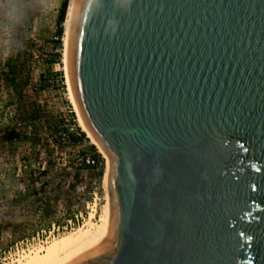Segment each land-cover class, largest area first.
Wrapping results in <instances>:
<instances>
[{
    "label": "water",
    "instance_id": "obj_1",
    "mask_svg": "<svg viewBox=\"0 0 264 264\" xmlns=\"http://www.w3.org/2000/svg\"><path fill=\"white\" fill-rule=\"evenodd\" d=\"M68 70L113 228L64 264H264V0H78Z\"/></svg>",
    "mask_w": 264,
    "mask_h": 264
},
{
    "label": "rangeland",
    "instance_id": "obj_2",
    "mask_svg": "<svg viewBox=\"0 0 264 264\" xmlns=\"http://www.w3.org/2000/svg\"><path fill=\"white\" fill-rule=\"evenodd\" d=\"M61 2L28 0L21 13L14 2L0 0V264H14L37 247L50 222L55 226L71 221L58 237L83 224L90 211L83 203L71 206L72 192L66 186L76 151L94 152L87 148L91 144L68 100L64 21L59 43L55 34ZM8 131L16 136L6 139ZM101 159L75 172L88 192L95 191L93 221L104 201L101 176L106 160Z\"/></svg>",
    "mask_w": 264,
    "mask_h": 264
},
{
    "label": "bare ground",
    "instance_id": "obj_3",
    "mask_svg": "<svg viewBox=\"0 0 264 264\" xmlns=\"http://www.w3.org/2000/svg\"><path fill=\"white\" fill-rule=\"evenodd\" d=\"M77 1L78 0H68L67 2L65 20L63 22V70L66 78L65 83L67 86L68 100L76 116V120L90 144L93 145L98 153L106 160V164L101 176V188L104 201L101 205L100 211L98 212L96 220H92L94 212V205H92L83 224L69 230L61 236L52 238L46 243V245L33 249L16 258L14 264H64L91 246L105 239L111 233L113 228V200L110 181V158L82 124L76 113L71 94L68 70L69 44L72 21Z\"/></svg>",
    "mask_w": 264,
    "mask_h": 264
},
{
    "label": "built area",
    "instance_id": "obj_4",
    "mask_svg": "<svg viewBox=\"0 0 264 264\" xmlns=\"http://www.w3.org/2000/svg\"><path fill=\"white\" fill-rule=\"evenodd\" d=\"M69 131L70 130H74L73 127H69L68 128ZM76 135H78V133H75ZM68 142V141H67ZM96 159H94V157L92 156L91 153H79L78 151H76V154L74 155L73 158V167L71 171H69L67 173V184L66 186H69L70 191L72 192V198L74 201V204H72L71 206L74 207L76 205H79L81 203L84 204L85 209L89 207V209L91 208L92 205L95 206V202H94V198H95V191H91L88 192L86 189V185L80 181L76 180V176H75V172L76 171H80L81 169L84 168H91L95 165ZM94 183V182H92ZM38 195V193H36ZM87 196V199H86ZM15 197V195H14ZM92 201V202H91ZM41 207H39L38 211L41 210ZM95 208V207H94ZM80 214V212H79ZM76 220V218H75ZM54 222H50L49 226H50V230L47 231V235L44 237L43 241H41V243H39L37 245V247H42L44 245V243L53 237H56L59 233H62L63 230L66 229V227L70 228L71 227V221L70 220H66L65 223L63 225H58L56 224L54 226ZM34 247V248H37ZM32 248V249H34ZM31 249V250H32Z\"/></svg>",
    "mask_w": 264,
    "mask_h": 264
},
{
    "label": "trees",
    "instance_id": "obj_5",
    "mask_svg": "<svg viewBox=\"0 0 264 264\" xmlns=\"http://www.w3.org/2000/svg\"><path fill=\"white\" fill-rule=\"evenodd\" d=\"M67 7V2L66 0H62V2L60 3L59 5V9H58V12H57V16H56V30H55V34H56V39H58V43H59V37L61 35V31H62V22L64 21V14L66 13V8ZM80 137L82 136L83 137V134L80 132ZM13 136H16L15 133H13L12 131H8L6 134H5V138L6 139H12ZM72 140H75L76 138L73 137V135H68ZM90 150H93V156L96 158V161H101V155L99 153H96L95 151V147L93 145H88V147ZM101 157H100V156ZM103 158V157H102ZM102 163L100 162V167H99V171L97 173V177L99 178L100 174H101V171H102ZM104 169V168H103Z\"/></svg>",
    "mask_w": 264,
    "mask_h": 264
},
{
    "label": "clouds",
    "instance_id": "obj_6",
    "mask_svg": "<svg viewBox=\"0 0 264 264\" xmlns=\"http://www.w3.org/2000/svg\"><path fill=\"white\" fill-rule=\"evenodd\" d=\"M15 3L16 5H18V7H17V11L18 12H21L22 13V10H23V8L24 7H26L27 6V4H28V0H9V3ZM126 2L127 3H131V0H126ZM114 34V33H113Z\"/></svg>",
    "mask_w": 264,
    "mask_h": 264
},
{
    "label": "crops",
    "instance_id": "obj_7",
    "mask_svg": "<svg viewBox=\"0 0 264 264\" xmlns=\"http://www.w3.org/2000/svg\"><path fill=\"white\" fill-rule=\"evenodd\" d=\"M10 78V77H9ZM19 196V195H18ZM25 196H26V194H25ZM16 200H18V199H16ZM16 202V201H15ZM22 206V205H21Z\"/></svg>",
    "mask_w": 264,
    "mask_h": 264
}]
</instances>
